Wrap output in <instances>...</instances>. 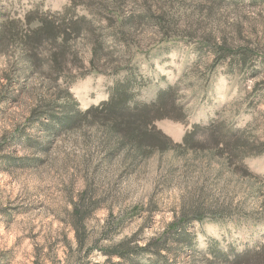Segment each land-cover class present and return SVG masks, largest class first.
<instances>
[{
	"label": "rangeland",
	"instance_id": "1",
	"mask_svg": "<svg viewBox=\"0 0 264 264\" xmlns=\"http://www.w3.org/2000/svg\"><path fill=\"white\" fill-rule=\"evenodd\" d=\"M115 1L76 0L89 31L68 41V73L0 45V264H225L214 253L264 249V0ZM69 5L0 0V22L23 35ZM129 72L139 102L176 89L183 120L154 123L164 150L140 156L100 117L51 135L33 118L100 106ZM218 123L262 153L219 151Z\"/></svg>",
	"mask_w": 264,
	"mask_h": 264
},
{
	"label": "trees",
	"instance_id": "2",
	"mask_svg": "<svg viewBox=\"0 0 264 264\" xmlns=\"http://www.w3.org/2000/svg\"><path fill=\"white\" fill-rule=\"evenodd\" d=\"M113 2L116 3L115 0ZM75 3L76 0H70L68 8L58 17L40 15L36 20V28L23 35L18 34L16 21L0 22V45L5 40L7 44L17 42L31 71L37 68L35 66L42 60L45 61L51 75L58 76L68 73L66 67L70 50L67 43L71 38L80 36L85 30L89 31L86 18L74 17L72 11L76 6ZM34 15L35 13L26 14L23 22L29 26ZM44 47L48 48L47 55L45 58H40V50ZM102 55H104L103 42L98 37H94L90 63L100 62ZM240 59L245 60V58ZM133 81V74L127 73L123 80L112 88L107 101L100 106L88 109L85 113L65 106L62 107L63 110L59 115L47 108L46 111L34 115L33 118L40 121L41 117H45L50 123L46 126V134L51 135L56 131L68 130L77 122L86 119L88 115L94 118L100 117L101 121L107 122L111 130L117 134L119 143H128L137 150L140 156L146 157L149 153L164 150L170 145L169 140L155 130L154 123L164 119L182 121L183 111L176 104L174 87L169 86L158 91L149 102H139L138 94L135 93L140 87L137 88L138 84ZM224 128L218 123L210 126L206 131L219 151L227 153L232 159L239 160L262 153V149L253 144L248 145L243 137H238V131L231 127L227 130ZM196 130H198L197 126L184 136V145H193V135ZM153 255L157 258L158 252ZM214 257L225 264H264V249L255 247L239 253L229 249L223 256L214 253Z\"/></svg>",
	"mask_w": 264,
	"mask_h": 264
}]
</instances>
